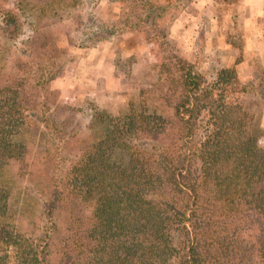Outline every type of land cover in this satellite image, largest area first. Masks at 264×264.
Here are the masks:
<instances>
[{
  "label": "trees",
  "instance_id": "obj_1",
  "mask_svg": "<svg viewBox=\"0 0 264 264\" xmlns=\"http://www.w3.org/2000/svg\"><path fill=\"white\" fill-rule=\"evenodd\" d=\"M89 1L0 0V264H264V143L232 70L203 90L195 66L163 63L125 110L70 130L40 29L81 25ZM96 21L86 43L116 35ZM43 130L75 151L61 179L33 155Z\"/></svg>",
  "mask_w": 264,
  "mask_h": 264
},
{
  "label": "rangeland",
  "instance_id": "obj_2",
  "mask_svg": "<svg viewBox=\"0 0 264 264\" xmlns=\"http://www.w3.org/2000/svg\"><path fill=\"white\" fill-rule=\"evenodd\" d=\"M183 2L178 6L177 0L89 1L80 7L81 25L74 18L78 13H71L40 29L43 41L55 44L59 51L62 73L49 88L62 104L79 110L70 130L79 128L84 133V123L95 109L114 115L125 110L139 88H150L159 65L181 60L197 68L203 90H208L213 67L232 70L236 78L227 94L229 98L240 95L238 102L256 118L258 143H264V99L260 97L264 93V0ZM94 18L101 26L114 27L116 35L86 43L85 34L95 28ZM63 140L52 139L43 130L33 152L34 157L53 160L57 166L51 174L59 179L75 152L67 151ZM6 176L14 177V171L8 170Z\"/></svg>",
  "mask_w": 264,
  "mask_h": 264
}]
</instances>
